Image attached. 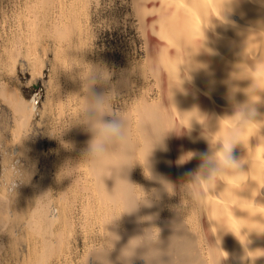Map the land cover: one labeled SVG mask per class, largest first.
<instances>
[{"label": "bare ground", "instance_id": "1", "mask_svg": "<svg viewBox=\"0 0 264 264\" xmlns=\"http://www.w3.org/2000/svg\"><path fill=\"white\" fill-rule=\"evenodd\" d=\"M132 2L133 13L139 23L149 26L153 32L147 33L146 28L140 24V31L142 29L147 35L144 42L148 41L146 44L149 47L146 44L144 46L148 49V64L150 63L153 69L157 68L156 71L152 68L149 71L151 78L154 76L157 80L155 81L159 96L158 104L145 100L137 102L135 109L139 112V118H135L139 121L134 123L139 133L135 131L132 134L139 146L136 155L140 162L145 164V144L157 128L181 126L180 134L173 132L167 137L166 151L157 149L149 157L154 175L180 185L188 178L189 173L196 171L200 163L199 158H193L181 165L178 163L180 157L188 152H207L208 140L217 141L230 124V116L234 114L227 99L230 88H237L234 89L239 90L235 93V99L237 102H244L247 99L244 91L251 85V80H258L264 87V8L254 0H242L232 13L226 15L231 23H223L225 17L222 13L227 0ZM149 61L158 65L154 67ZM132 71L135 73L134 69ZM188 77L189 79H185ZM131 79L132 76L129 81ZM4 83L0 80L1 94L7 91ZM131 83L134 84L135 81ZM10 94L13 97L12 93ZM15 97L11 100L14 102L19 121L22 122L37 107V100L33 95L23 101L24 104ZM83 99L82 97V102ZM253 99L259 100L260 97ZM261 100L264 101V94L261 95ZM154 103L157 104V110L160 108L157 112L154 111ZM258 111L264 113V104L258 106ZM146 112H151L152 119L147 118ZM217 121L218 127L215 128ZM132 129L136 130L133 127ZM145 129H149L151 134L144 132ZM78 135L87 143L89 135L86 132ZM234 155L243 158L247 164L244 166L246 174L243 184L232 179L222 181L214 190L208 192L198 205L187 193L181 197L179 194L172 197L164 194L158 205L140 210V216L158 214L154 223L162 229V237L166 239L171 235L169 223L175 219L173 209L177 207L184 225V236L190 241V248L186 253L180 250L181 264H264V121L252 126L245 136L244 145L234 150ZM136 166L129 175L131 182L146 191L160 188L158 183L146 178L148 169L145 171L141 170L142 165L139 166L140 169ZM85 167V182L82 183L84 202L87 213L100 226V233L97 231L98 239L97 236L93 239L95 244L105 235L104 225L113 211V204L104 186L92 176L88 163ZM105 186L110 192L114 182L105 180ZM48 206L46 204V207ZM42 208L43 206L37 208V221L40 223H53L62 217H58L53 207L48 210V214L44 213ZM148 226L147 223H137L135 215L123 216L117 229L121 236L116 245L117 251L129 238ZM116 255L117 252H113L111 258L115 260ZM136 264L143 262L136 261Z\"/></svg>", "mask_w": 264, "mask_h": 264}, {"label": "rangeland", "instance_id": "2", "mask_svg": "<svg viewBox=\"0 0 264 264\" xmlns=\"http://www.w3.org/2000/svg\"><path fill=\"white\" fill-rule=\"evenodd\" d=\"M11 1L0 0V80L7 88L0 93V264H81L100 226L84 202L87 162L80 160L86 143L78 134L85 131L70 127L63 134L73 150L52 136L72 122L82 102L76 70L69 71L83 61L113 70L112 82L120 92L117 107L130 117V129H136L137 102L159 103L146 58L147 35L140 31L132 0ZM33 95L37 107L20 122L11 99L25 102ZM155 103L157 112L160 104L157 110ZM66 164L74 167L66 170L70 177L60 179ZM40 206L46 214L53 207L62 217L40 223Z\"/></svg>", "mask_w": 264, "mask_h": 264}, {"label": "clouds", "instance_id": "3", "mask_svg": "<svg viewBox=\"0 0 264 264\" xmlns=\"http://www.w3.org/2000/svg\"><path fill=\"white\" fill-rule=\"evenodd\" d=\"M241 2L242 0H227L222 13L225 17L223 23H231L226 15L232 13ZM254 2L264 8V0H254ZM73 70H76L75 78L80 81L79 93L84 99L72 122L52 136L60 141L65 150H73L74 145L62 139L67 129L81 127L89 135L80 161L88 163L92 176L104 186L113 204V211L104 225L105 235L85 250L82 264H136V261H142L143 264H181L180 250L186 253L190 248V241L184 236V225L177 207L173 209L175 219L169 223L171 235L166 239L162 237V229L154 223L158 214L140 216V210L158 205L164 194L169 197L179 194L181 197L182 194L187 193L198 205L206 194L219 186L222 181L232 179L243 184V177L246 174L244 166L247 164L244 163L243 158L234 155V150L244 145L245 136L254 124L264 121V113L258 111V106L264 104L261 100L264 87L258 80H251V85L246 88L247 91H244L247 96L244 102H237L235 93L239 90L230 88L227 99L234 113L230 116V124L217 141L210 142L207 139L209 142L207 152H188L180 157L178 163L181 165L193 158H199L200 163L196 171L189 173L184 182L175 185L152 173L149 157L157 149L166 151L167 137L173 132L180 134L182 127L179 125L158 127L146 141V163L142 164L136 155L139 146L132 135L128 117L115 103L120 94L116 84L112 82L115 72L106 65L84 61L80 66H74L69 73ZM253 97L260 99L254 100ZM146 116L152 119L151 112H146ZM137 164L142 165L144 170L148 169L149 174H145L146 178L158 183L160 188L146 191L130 181L129 175ZM69 167L74 166L66 164L61 169L60 179L70 177L65 174ZM109 179L114 182L110 192L105 186V180ZM125 215H135L137 223H147L149 226L129 238L117 251L116 245L121 240L117 229L119 221ZM113 252H117L115 260L111 258Z\"/></svg>", "mask_w": 264, "mask_h": 264}, {"label": "built area", "instance_id": "4", "mask_svg": "<svg viewBox=\"0 0 264 264\" xmlns=\"http://www.w3.org/2000/svg\"><path fill=\"white\" fill-rule=\"evenodd\" d=\"M115 103H116V105H119V99H117V100L115 101Z\"/></svg>", "mask_w": 264, "mask_h": 264}]
</instances>
